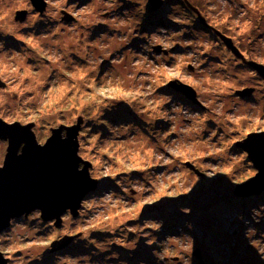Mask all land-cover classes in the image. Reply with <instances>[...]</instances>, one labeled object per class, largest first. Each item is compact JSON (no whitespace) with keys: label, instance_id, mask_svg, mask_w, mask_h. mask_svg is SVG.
Masks as SVG:
<instances>
[{"label":"rangeland","instance_id":"374dc122","mask_svg":"<svg viewBox=\"0 0 264 264\" xmlns=\"http://www.w3.org/2000/svg\"><path fill=\"white\" fill-rule=\"evenodd\" d=\"M41 1L0 0V119L41 133L80 118L78 154L98 185L61 229L13 219L6 264H264V190L233 193L256 174L235 143L264 132V82L183 0L143 14L146 0ZM186 1L264 64V0ZM65 235L77 236L50 253Z\"/></svg>","mask_w":264,"mask_h":264},{"label":"water","instance_id":"95a60500","mask_svg":"<svg viewBox=\"0 0 264 264\" xmlns=\"http://www.w3.org/2000/svg\"><path fill=\"white\" fill-rule=\"evenodd\" d=\"M29 1L34 9L44 10V3H41V0ZM147 1L154 9L162 2ZM193 10L197 13L200 22L205 24L199 12L195 8ZM18 14L24 12H18L16 15ZM214 32L234 56L242 58L231 39ZM248 64L264 80V65L254 61H249ZM4 87V82L0 80V88ZM172 87L192 103L200 105L196 92L191 86L178 81ZM251 91L252 88H244L236 93L243 97L248 96ZM81 122L82 120L78 118L73 125H59L52 128L45 143L39 145L34 135H29L30 128L21 126L17 122L9 124L0 119V138L8 142L3 159L4 165L0 168V233L10 226L13 219L22 215L27 216L33 211H38L43 221H53L55 227L61 226L62 217L67 212L73 218L78 217L83 200L98 185V180L90 176L89 170L92 164L78 154V133ZM236 145L245 151L256 174L250 180L237 185L233 193L237 197L258 194L264 190V132L250 133ZM185 164L198 174L193 165ZM76 236H64L52 242L49 251L54 252L63 248ZM2 255L0 252V264H6L7 259ZM193 255L200 260L198 249Z\"/></svg>","mask_w":264,"mask_h":264},{"label":"flooded vegetation","instance_id":"af4514ba","mask_svg":"<svg viewBox=\"0 0 264 264\" xmlns=\"http://www.w3.org/2000/svg\"><path fill=\"white\" fill-rule=\"evenodd\" d=\"M147 1V0H146ZM162 1V0H161ZM148 2V1H147ZM200 12V11H199ZM201 14V13H200ZM73 19V18H72ZM74 20V19H73ZM213 26V25H212ZM207 28V27H206ZM208 30H210V28H207ZM211 31V30H210ZM220 31V30H219ZM222 34H224L222 31H220ZM225 35V34H224ZM227 36V35H226ZM219 40V39H218ZM220 42V41H219ZM220 44H221V46H222V48H225V47H223V43L222 42H220ZM225 50H226V52H227V54H230L235 60H237V61H239L241 64H240V67H242V68H244V66L245 65H248L247 63H246V61L243 59V58H238V57H236V56H234V55H232L231 53H230V51H228L226 48H225ZM244 55V54H243ZM245 56V55H244ZM246 60H249V58L248 57H244ZM245 70H247L248 72H251V73H255L254 71H253V69L251 68V66H249L248 68H244ZM256 75V74H255ZM258 77V76H257ZM259 78V77H258ZM260 80H262L261 78H259ZM263 81V80H262ZM264 82V81H263ZM184 96V95H183ZM185 97V96H184ZM190 101V100H189ZM3 120V119H2ZM3 121H5V120H3ZM6 123H19L21 126H27L28 128H30V130H29V135H31V134H33L34 135V139H35V141H36V143L37 144H39V145H43L44 143H45V141H46V139L50 136V134H51V129L52 128H55V127H57V126H59V125H61V123L60 122H57V123H55V124H53V125H46V126H44V129H43V131H41V133H38V129H37V127H36V122L35 121H26V122H21V121H12V122H8V121H5ZM63 134V133H62ZM7 146H8V142L6 141V140H4V139H1L0 138V164H3V159H4V156H5V153H6V148H7ZM21 147V146H20ZM30 214H37V215H39L40 216V213L38 212V211H33V212H31ZM30 214H28L27 216H25V215H22L21 217H23V218H26V217H28ZM66 215H69V213L67 212L65 215H63V216H66ZM41 222H45V223H49L50 224V222L51 223H53V225H54V222L53 221H41ZM11 224V223H10ZM60 227H62V226H60ZM60 227H55L54 226V228H56V229H60ZM65 236H69V235H65ZM64 237V236H63ZM60 238H62V236L61 237H56V238H54L53 240H51L50 241V244L52 243V242H54V241H57V240H59ZM49 247H50V245H49ZM50 252V251H49ZM50 253H53V252H50ZM56 253V252H55ZM54 254V253H53Z\"/></svg>","mask_w":264,"mask_h":264},{"label":"trees","instance_id":"16d2710c","mask_svg":"<svg viewBox=\"0 0 264 264\" xmlns=\"http://www.w3.org/2000/svg\"><path fill=\"white\" fill-rule=\"evenodd\" d=\"M146 3V4H145ZM145 5H143L142 7H143V9L142 10H140V13L141 14H143V12L142 11H144V13H146L145 12V9L147 10V12H154V10H159L161 7H162V5L165 3V0H162V2H161V5H160V7L159 8H155V9H153L152 7H151V5L147 2V1H145ZM186 6L188 7V9L190 10L189 12H190V14H191V12L195 15V16H197V13L193 10H191V8H190V6L188 5V4H186ZM195 7V9L197 10H200V8H198V7H196V6H194ZM193 7V8H194ZM200 13H201V10H200ZM192 15V14H191ZM203 14L201 13V16H202ZM198 17V16H197ZM203 17V19H204V22L206 23V19L204 18V16H202ZM198 20H199V18H198ZM200 21V20H199ZM203 25H205V26H207V28H210V30H211V32H213L214 33V31H216V30H220V31H222L223 32V30L221 29V27H214V26H212L211 24H203ZM224 33V32H223ZM225 35H227L226 33H224ZM216 35V34H215ZM217 36V35H216ZM227 37L229 38V39H231V41H232V43H233V45H236L235 44V42H234V37L232 38L231 36H228L227 35ZM217 38L219 39V41L220 42H222L221 41V39L219 38V36H217ZM223 43V42H222ZM223 45V44H222ZM154 46H153V48H152V50L154 51ZM225 48H226V46H225ZM225 48H223L224 49V51L226 52V50H225ZM238 48V47H237ZM227 49V48H226ZM165 51H166V53H165V55L168 53V51L166 50V49H164ZM228 50V49H227ZM238 50L242 53V54H245V52L246 51H243V50H241V48H238ZM229 51V50H228ZM227 53V52H226ZM231 53V52H230ZM232 54V53H231ZM233 60H235L230 54H228ZM233 55V54H232ZM249 59L251 60V61H255V60H252V58H250L249 57ZM239 65L241 64L239 61H237V60H235ZM249 65V64H248ZM250 66V65H249ZM242 89H244V88H242ZM241 89V90H242ZM253 90H254V88H252ZM237 91H240V90H236L235 91V94L238 96V97H240V99H246L245 97H249V96H251V94L253 93V91H251V93H250V95H248V96H243V97H241L240 95H238L236 92ZM60 123H61V121H60ZM49 125H53V124H49ZM61 125H63L62 123H61ZM67 126H70L69 124H66ZM237 142H239V141H237ZM237 142L235 143V145L237 144ZM237 146V145H236ZM237 147H239V146H237ZM241 148V147H240ZM241 150L243 151V152H245L242 148H241ZM193 172V171H192ZM194 173V172H193ZM246 182V181H245ZM244 183V182H243ZM243 183H239V184H236L235 186H234V188L237 186V185H240V184H243ZM255 195H257V194H255ZM250 196H252V195H250ZM248 197V196H247ZM247 199V198H246ZM80 211H81V209L79 210V214H80ZM79 214H78V216H79ZM63 224V223H62ZM64 226V225H63ZM167 231H170L169 229H167ZM196 250V249H195ZM199 251V250H198ZM199 255H200V253H199ZM197 258V257H196ZM200 263H202L201 262V258H200Z\"/></svg>","mask_w":264,"mask_h":264},{"label":"bare ground","instance_id":"6f19581e","mask_svg":"<svg viewBox=\"0 0 264 264\" xmlns=\"http://www.w3.org/2000/svg\"><path fill=\"white\" fill-rule=\"evenodd\" d=\"M184 1V3L185 4H188L189 6H190V8H191V10L193 11V5L191 6V4H189L186 0H183ZM166 5V3H164L163 5H162V7L158 10V11H161V10H163V8H164V6ZM132 5H127V10H130V7H131ZM160 7V6H159ZM158 7V8H159ZM154 9V8H153ZM157 10H154V12L156 13V12H158ZM197 11L199 12L200 10H198L197 9ZM145 12L147 13V10L145 9ZM202 13V12H201ZM199 14H200V12H199ZM201 15V14H200ZM216 32H218V33H220V34H222L220 31H218V30H216ZM214 34H215V32H214ZM222 35H224V34H222ZM223 37H227L226 35H224ZM236 48H237V46L236 45H234ZM223 47H225V44L223 43ZM238 49V48H237ZM165 51V50H164ZM239 51V50H238ZM240 52V51H239ZM241 53V52H240ZM241 55H242V58L246 61V63L248 64V62L249 61H251L250 59L249 60H246L244 57H252V55H251V53L249 54L248 52H245V56L241 53ZM254 62H256V63H260V62H257V61H254ZM234 64H235V62H233ZM260 64H263V63H260ZM238 65V64H237ZM250 65V64H249ZM249 65H245L244 66V68H248L249 67ZM264 65V64H263ZM238 67H240V65H238ZM252 68V67H251ZM254 71V70H253ZM256 74V73H255ZM257 75V74H256ZM258 76V75H257ZM259 77V76H258ZM260 78V77H259ZM262 79V78H261ZM263 80V79H262ZM264 81V80H263ZM246 88H252V87H246ZM250 95V94H249ZM251 133H254V132H251ZM250 134V133H249ZM248 135V134H247ZM64 136V134H62V137ZM21 147H22V145H21ZM247 155V154H246ZM88 196V195H87ZM86 196V197H87ZM150 207V206H149ZM151 209H153L152 207H150ZM147 209V208H146ZM147 211V210H146ZM77 218V217H76ZM61 226H63L62 225V223L60 224ZM62 227H60V229H61ZM42 232H44V230L42 231ZM79 235H80V233H79ZM74 236V235H73ZM74 239V238H73ZM72 239V240H73ZM70 243H71V241H70ZM69 243V244H70Z\"/></svg>","mask_w":264,"mask_h":264},{"label":"clouds","instance_id":"9594fccd","mask_svg":"<svg viewBox=\"0 0 264 264\" xmlns=\"http://www.w3.org/2000/svg\"><path fill=\"white\" fill-rule=\"evenodd\" d=\"M3 165H4V163L3 164H0V168H2L3 167ZM189 248H191V244H189V246H188ZM1 252V251H0ZM2 253V252H1ZM3 254V253H2Z\"/></svg>","mask_w":264,"mask_h":264}]
</instances>
